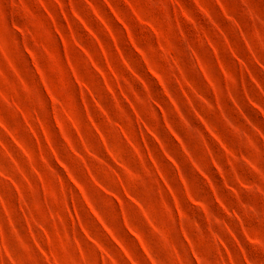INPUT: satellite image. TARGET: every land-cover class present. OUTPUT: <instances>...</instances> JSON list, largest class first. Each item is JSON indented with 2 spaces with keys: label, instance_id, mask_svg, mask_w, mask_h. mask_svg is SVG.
Segmentation results:
<instances>
[{
  "label": "rangeland",
  "instance_id": "1",
  "mask_svg": "<svg viewBox=\"0 0 264 264\" xmlns=\"http://www.w3.org/2000/svg\"><path fill=\"white\" fill-rule=\"evenodd\" d=\"M9 25L0 264H264V0H2Z\"/></svg>",
  "mask_w": 264,
  "mask_h": 264
},
{
  "label": "clouds",
  "instance_id": "2",
  "mask_svg": "<svg viewBox=\"0 0 264 264\" xmlns=\"http://www.w3.org/2000/svg\"><path fill=\"white\" fill-rule=\"evenodd\" d=\"M0 3H2V0H0ZM102 14H103V12H102ZM81 15H84V13L81 12ZM106 19L111 20L110 15L109 16H106ZM0 35H2V41H0V42L4 43L9 48H12L14 46H19L20 47V50L21 51L23 50V45L21 43V39H20L19 35L17 33H15V32L12 31L10 25L8 26L7 31L4 32V33H2V34H0ZM126 55H127V53H126ZM136 59H138V58H136ZM154 99H157V100L161 101L162 103L165 102V101H163L162 96H155L154 95ZM98 123H99V121H98ZM60 155H61L62 158H64V153L63 152H60ZM61 175H62V173H61ZM98 179H101V177H98ZM68 187H71V186L68 185ZM77 197H78V194H77ZM82 216H83V214H82ZM85 224L86 225L88 224V220L86 218H85ZM18 264H19V261H18Z\"/></svg>",
  "mask_w": 264,
  "mask_h": 264
}]
</instances>
